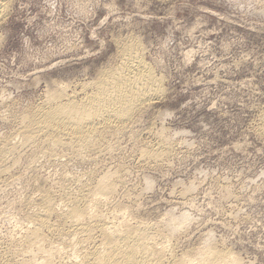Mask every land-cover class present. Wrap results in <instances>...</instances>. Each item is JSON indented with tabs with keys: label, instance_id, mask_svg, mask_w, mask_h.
Segmentation results:
<instances>
[{
	"label": "rangeland",
	"instance_id": "374dc122",
	"mask_svg": "<svg viewBox=\"0 0 264 264\" xmlns=\"http://www.w3.org/2000/svg\"><path fill=\"white\" fill-rule=\"evenodd\" d=\"M9 2L0 19V149L19 143L23 116L55 82L83 93L118 63L126 41H139L163 92L126 131L107 132L96 154L53 158L34 145L16 163L7 156L0 243L22 236L40 190L59 201L63 184L75 191L79 179L111 175L119 183L105 207L167 231L177 253L211 237L239 264H264V0ZM157 133L173 151L154 163L141 151L157 144ZM174 218L186 219L179 235ZM65 240L54 242L69 252Z\"/></svg>",
	"mask_w": 264,
	"mask_h": 264
},
{
	"label": "bare ground",
	"instance_id": "6f19581e",
	"mask_svg": "<svg viewBox=\"0 0 264 264\" xmlns=\"http://www.w3.org/2000/svg\"><path fill=\"white\" fill-rule=\"evenodd\" d=\"M9 1L0 0V19L7 15ZM117 56L114 67L102 70L93 83L82 86L83 97L75 91L70 95L69 86L55 82L44 102L23 116L19 143L4 141L0 173L10 172L7 156L14 161L31 146H39L44 156L53 158L63 150L96 154L107 132L126 131L161 95L163 81L145 61L139 41L120 45ZM157 136V144L141 151L149 162H162L173 151L162 133ZM118 183L111 175L91 174L87 181L74 182L75 191L63 184L59 201L51 189L40 190L39 207L29 216L30 224L22 236L0 243V264H239L233 253L219 248L211 237L190 252L179 254L167 231L160 233L150 222L125 220L118 215L122 210L117 205L110 204L111 210L107 209ZM185 224V218H174L171 233L181 234ZM65 239L72 249L69 252L54 242Z\"/></svg>",
	"mask_w": 264,
	"mask_h": 264
}]
</instances>
